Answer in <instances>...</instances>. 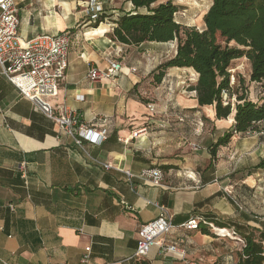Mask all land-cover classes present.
I'll return each instance as SVG.
<instances>
[{
    "label": "crops",
    "instance_id": "1",
    "mask_svg": "<svg viewBox=\"0 0 264 264\" xmlns=\"http://www.w3.org/2000/svg\"><path fill=\"white\" fill-rule=\"evenodd\" d=\"M88 1L16 0L22 39L71 37L69 68L52 104L75 111L82 125H106L109 135L78 147L0 67V264H84L88 248L91 264H215L222 255L232 264L216 246L222 237L200 231L209 238L202 240L184 225L201 218L232 232H264V170L247 174L264 159V132L236 135L212 159L209 148L232 128L234 114L218 121L213 107L198 105L191 69H170L153 83L156 69L175 56V42L113 41L114 21L135 11L128 0H97L107 15L99 24L89 23ZM113 60L123 66L119 75L88 79L91 68L108 72ZM157 168L160 184L140 177ZM160 207L174 230L136 258L139 230Z\"/></svg>",
    "mask_w": 264,
    "mask_h": 264
},
{
    "label": "trees",
    "instance_id": "2",
    "mask_svg": "<svg viewBox=\"0 0 264 264\" xmlns=\"http://www.w3.org/2000/svg\"><path fill=\"white\" fill-rule=\"evenodd\" d=\"M175 1L128 0L135 11L123 13L114 21L112 39L127 47L176 43L175 56L156 69L153 83L160 85L170 69H191L198 78L189 89L195 93L198 105L213 107L218 121L234 114L232 128L209 148L215 160L219 149L228 146L236 135L264 132V99L253 102L243 91L241 80L235 77V85L231 81L232 64L246 59L251 69L250 83L264 84V0H212L203 18V29L178 22L181 7ZM106 16L104 13L102 21ZM260 170H264V159L247 174ZM199 231L211 235L207 227ZM235 235L241 242L237 261L232 264H264V232L246 235L236 231Z\"/></svg>",
    "mask_w": 264,
    "mask_h": 264
},
{
    "label": "built area",
    "instance_id": "3",
    "mask_svg": "<svg viewBox=\"0 0 264 264\" xmlns=\"http://www.w3.org/2000/svg\"><path fill=\"white\" fill-rule=\"evenodd\" d=\"M86 7L90 15L89 23H101L104 15L103 4L97 0H89ZM19 27L20 18L16 0H0V67L2 74L23 98L31 101L42 114L56 122L64 134L73 138L78 147L83 148L85 141L96 145L103 144L109 135L106 125H82L75 111L66 106L58 107L52 104V101L59 95L60 84L65 79L69 68L71 45L69 33L40 34L33 39L24 40L19 34ZM109 67L110 69L105 73L100 72L98 68H91L88 79L91 82H96L104 77H115L123 68L119 61L114 60L110 62ZM149 109L154 111L151 105ZM105 167L111 168L110 165ZM19 170L25 184H28L26 165L21 164ZM125 174L130 179L134 177L129 172ZM140 177L160 184L164 180V173L159 168L147 169L141 173ZM184 227L194 231H199L201 227H207L215 232L219 231L217 232L219 237L228 236L238 243L241 242L235 232L217 228L213 223L201 218L190 220ZM173 230L174 226L168 209L160 207L159 216L152 222L141 226L135 257H146L151 249L160 245L161 239ZM90 250V248L86 249L82 258L84 264H91ZM167 250L172 252L176 250V247L170 246ZM185 264L199 263L186 260Z\"/></svg>",
    "mask_w": 264,
    "mask_h": 264
},
{
    "label": "rangeland",
    "instance_id": "4",
    "mask_svg": "<svg viewBox=\"0 0 264 264\" xmlns=\"http://www.w3.org/2000/svg\"><path fill=\"white\" fill-rule=\"evenodd\" d=\"M175 3L181 7L180 13L177 15L176 20L185 26H193L198 29L204 28L203 18L209 10L212 0H176ZM250 64L246 59L237 60L232 64V85L238 84L237 80L242 81L243 91L253 102H260L264 99V84L250 83ZM236 77V78H235ZM235 102V99H233ZM229 122V121H228ZM264 126V123L263 125ZM264 131V130H263ZM217 227V226H216ZM218 228V227H217ZM219 232V231H217ZM217 232L210 229L209 237H217ZM238 232V231H237ZM201 237V232L197 231ZM221 241L216 245L222 254L232 255L233 260L237 261V255L239 254L240 244L229 238L228 236L222 237ZM202 240H209V238H202ZM202 244H205L202 241ZM208 245V244H207ZM223 255L220 260L216 261L215 264H223Z\"/></svg>",
    "mask_w": 264,
    "mask_h": 264
},
{
    "label": "bare ground",
    "instance_id": "5",
    "mask_svg": "<svg viewBox=\"0 0 264 264\" xmlns=\"http://www.w3.org/2000/svg\"><path fill=\"white\" fill-rule=\"evenodd\" d=\"M229 121V120H228ZM234 121L233 120H231V121H229V123H233Z\"/></svg>",
    "mask_w": 264,
    "mask_h": 264
}]
</instances>
